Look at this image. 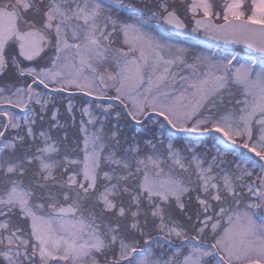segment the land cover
<instances>
[{"label": "snow or ice", "instance_id": "6c2138e0", "mask_svg": "<svg viewBox=\"0 0 264 264\" xmlns=\"http://www.w3.org/2000/svg\"><path fill=\"white\" fill-rule=\"evenodd\" d=\"M0 264H264V0H0Z\"/></svg>", "mask_w": 264, "mask_h": 264}, {"label": "water", "instance_id": "95a60500", "mask_svg": "<svg viewBox=\"0 0 264 264\" xmlns=\"http://www.w3.org/2000/svg\"><path fill=\"white\" fill-rule=\"evenodd\" d=\"M232 47H237V46H232ZM245 51H247V50L245 49Z\"/></svg>", "mask_w": 264, "mask_h": 264}]
</instances>
